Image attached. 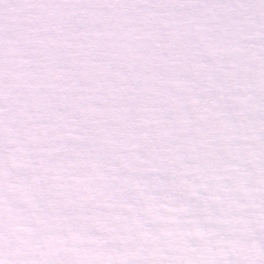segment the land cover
<instances>
[{
	"label": "snow or ice",
	"instance_id": "1",
	"mask_svg": "<svg viewBox=\"0 0 264 264\" xmlns=\"http://www.w3.org/2000/svg\"><path fill=\"white\" fill-rule=\"evenodd\" d=\"M0 264H264V0H0Z\"/></svg>",
	"mask_w": 264,
	"mask_h": 264
}]
</instances>
